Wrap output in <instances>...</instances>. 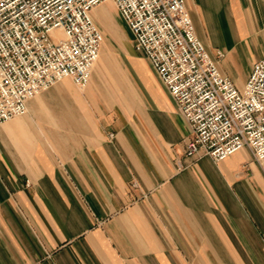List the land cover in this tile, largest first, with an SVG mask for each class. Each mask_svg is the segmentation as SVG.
I'll return each instance as SVG.
<instances>
[{
    "label": "crops",
    "instance_id": "0c3cea01",
    "mask_svg": "<svg viewBox=\"0 0 264 264\" xmlns=\"http://www.w3.org/2000/svg\"><path fill=\"white\" fill-rule=\"evenodd\" d=\"M184 2L242 90L264 58V0ZM91 16L103 43L88 84L62 79L0 124V264H264V172L250 149L186 158L190 127L115 6Z\"/></svg>",
    "mask_w": 264,
    "mask_h": 264
},
{
    "label": "built area",
    "instance_id": "2783aa9c",
    "mask_svg": "<svg viewBox=\"0 0 264 264\" xmlns=\"http://www.w3.org/2000/svg\"><path fill=\"white\" fill-rule=\"evenodd\" d=\"M108 1L190 127L185 157L203 150L220 162L247 147L264 172V58L238 90L195 36L184 0H0V124L62 79L88 84L103 43L90 13Z\"/></svg>",
    "mask_w": 264,
    "mask_h": 264
},
{
    "label": "rangeland",
    "instance_id": "374dc122",
    "mask_svg": "<svg viewBox=\"0 0 264 264\" xmlns=\"http://www.w3.org/2000/svg\"><path fill=\"white\" fill-rule=\"evenodd\" d=\"M120 22V25H122V29H123V32L125 34V36L127 37V45L132 48L133 50L135 49L134 47V39H133V36L130 32V30L128 29V27L126 26V24L124 23V21H119ZM61 38V35L59 32H55L52 36H51V40L53 42L55 41H58L59 39ZM120 39V38H119ZM119 39H114L116 43L120 44L119 42Z\"/></svg>",
    "mask_w": 264,
    "mask_h": 264
},
{
    "label": "bare ground",
    "instance_id": "6f19581e",
    "mask_svg": "<svg viewBox=\"0 0 264 264\" xmlns=\"http://www.w3.org/2000/svg\"><path fill=\"white\" fill-rule=\"evenodd\" d=\"M106 3H111V4L113 5V7H114V4H113L111 1H108V2H106ZM91 12H92V11H91ZM90 14H91V13H90ZM91 17H92V16H91ZM92 19H93V18H92ZM99 52H100V51H99ZM98 59H99V54H98V58H97L95 64H94L93 67H92V70H93L94 66L96 65ZM92 70H91V71H92Z\"/></svg>",
    "mask_w": 264,
    "mask_h": 264
}]
</instances>
